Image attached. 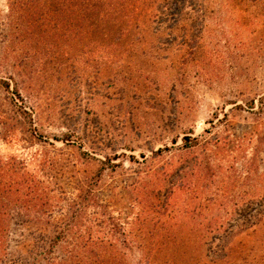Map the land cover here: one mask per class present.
Wrapping results in <instances>:
<instances>
[{
    "label": "rangeland",
    "instance_id": "rangeland-1",
    "mask_svg": "<svg viewBox=\"0 0 264 264\" xmlns=\"http://www.w3.org/2000/svg\"><path fill=\"white\" fill-rule=\"evenodd\" d=\"M201 5L181 30L141 28L138 42L107 57L98 34L62 29L43 41L38 30L37 41L17 34L8 1L0 0V80L9 84L0 83V164L8 162V174L20 169L30 188L23 204L5 209L4 221L68 220L77 188L100 161L112 167L94 189L98 204L84 212L81 234L115 243L120 264H146L144 256L162 264L167 226H182L193 239V222L236 223L256 207L264 194V0ZM70 132L78 139L63 142ZM189 132L202 136L200 146L178 149ZM180 167L182 182L169 174ZM19 234L27 233L8 237ZM140 237L144 251L135 244ZM232 242V256L251 257L264 226ZM189 245L175 264H193ZM100 252L95 245L85 255Z\"/></svg>",
    "mask_w": 264,
    "mask_h": 264
},
{
    "label": "trees",
    "instance_id": "trees-1",
    "mask_svg": "<svg viewBox=\"0 0 264 264\" xmlns=\"http://www.w3.org/2000/svg\"><path fill=\"white\" fill-rule=\"evenodd\" d=\"M8 17L11 30L17 34L26 32L31 40L37 41L38 35L43 41L45 38L56 37L62 29H68L75 35L91 37L98 34L106 49L107 57L118 45L131 46L138 42L134 35L141 28L162 30H181L186 24L184 21L193 14L202 13L201 1L205 0H7ZM10 36V35H9ZM184 42V40H181ZM193 55V54H192ZM197 57H199L197 55ZM6 88L7 81L0 80ZM253 101L248 104L253 108ZM258 113H264V97L259 98ZM31 120V114L23 111ZM184 133L182 145L178 147L183 151L200 146L202 136L191 137ZM264 138V137H263ZM78 139L74 132L65 133L63 142ZM169 150L167 147L159 152ZM109 160V158H108ZM208 159L201 162L209 168ZM6 163L0 164V264H120L122 256L116 250V244L108 241H99L82 236L81 218L88 207L98 204L94 192L105 168H110L109 162L100 161V168L96 175L82 186L77 188L74 199L68 207L70 218L65 221L47 223L45 225L13 224L4 221L5 209L9 205L23 204L29 191V182L18 175L20 169H5ZM184 162L182 163V165ZM114 167V166H113ZM183 167V166H182ZM170 171V175L180 177L181 169ZM184 168V167H183ZM180 182L184 176L179 178ZM188 184V183H183ZM35 187V186H33ZM27 190L21 193V190ZM33 189V188H32ZM35 189V188H34ZM195 192L193 191V197ZM236 223H217L215 221L193 222V239L186 238L181 227L172 229L167 226V233L162 237L161 248L165 250L162 264H175L180 256H186L187 247L193 243V264H264V243L259 246V251L243 258L231 255L232 249L237 247L233 243L234 237L244 231L264 226V194L259 198V203ZM248 212V213H247ZM201 213L193 209V216ZM174 228V227H173ZM17 230L26 231V235L19 234L20 239H11L9 234ZM192 234V229H188ZM138 231V230H137ZM78 234L76 237L70 235ZM134 240V239H133ZM132 240V241H133ZM130 240L123 244L129 245ZM136 246L146 250V239L140 237ZM95 245L102 250L98 255H85L86 251ZM146 264H156L153 259L144 256ZM173 261V262H172ZM172 262V263H171Z\"/></svg>",
    "mask_w": 264,
    "mask_h": 264
}]
</instances>
